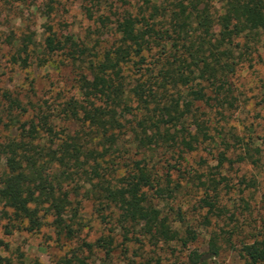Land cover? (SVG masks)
<instances>
[{"label": "trees", "instance_id": "trees-1", "mask_svg": "<svg viewBox=\"0 0 264 264\" xmlns=\"http://www.w3.org/2000/svg\"><path fill=\"white\" fill-rule=\"evenodd\" d=\"M93 1L84 13L99 31L106 30L111 16ZM113 24L118 38L103 52L49 23L41 47L29 35L10 39L12 65L45 67L60 56L76 66L80 96L54 111L32 106L30 115L18 97L3 94L8 105H0V132H18L0 142V220L6 234L35 233L47 224L58 241L73 242L84 227L79 213L87 200L104 222L127 231L142 225L156 242L187 246L197 239L190 230L181 237L158 203L182 187V181L173 185L169 170L186 174L175 166L164 176L149 156L172 149L182 159L212 139L203 109L223 114L234 107L231 78L264 39V0H221L219 9L216 0H136ZM57 121L77 129H58ZM245 145L240 161L253 156L252 144ZM219 160H228L226 154ZM212 182L215 196L203 202L210 212L220 211ZM111 244L102 238L85 246L109 253ZM220 250L214 236L210 250L193 252L190 264H205V256ZM240 254L245 264H264V237L243 244ZM64 263L88 264L76 252Z\"/></svg>", "mask_w": 264, "mask_h": 264}, {"label": "rangeland", "instance_id": "rangeland-1", "mask_svg": "<svg viewBox=\"0 0 264 264\" xmlns=\"http://www.w3.org/2000/svg\"><path fill=\"white\" fill-rule=\"evenodd\" d=\"M98 2L102 12L110 15L114 23L129 10V2L134 5L136 0L93 1ZM89 3L90 0H0L1 106L8 105L3 98L6 91L18 97L29 108L30 115H33L32 106L50 107L54 111L71 97L79 98L76 66L56 56L54 62L45 67L33 65L23 69L9 62V43L10 39L21 41L29 35L41 47L49 23L55 25L60 34L77 35L93 52H103L118 36L113 23L99 31V24L86 17L84 8ZM220 5L221 0H216L218 9ZM231 84L233 108L223 114L217 109H203L205 118L211 121L212 139L200 145L197 151L183 154L182 159H178L179 154L172 149H159L149 156L155 165L163 167L160 173L164 176L168 168L175 166L186 174L169 170L173 185L182 181V187L172 198L158 203L163 216L181 232V237L187 236V230L194 231L195 241L187 246L177 241L156 242L142 225H129L127 231L114 222H104L95 204L85 200L79 213L84 227L73 242L58 241L47 224L35 233L20 231L9 235L3 228L5 221L0 220V264H65L74 252L88 264H190L193 252L203 254L210 250L214 236H218L221 250L218 256H205V264H245L240 254L242 245L264 237V39L249 55V60L237 67ZM28 118L26 115L20 119L26 123ZM56 123L58 129L71 132L77 129L72 122ZM17 133L16 129H2L0 142ZM245 142L252 144L253 156L240 161L246 153ZM221 153L228 159L222 164ZM214 180L221 210L210 212L203 199L210 201L207 197L215 196L211 184ZM102 238L112 241L109 253L105 248L93 247L90 251L85 246Z\"/></svg>", "mask_w": 264, "mask_h": 264}]
</instances>
